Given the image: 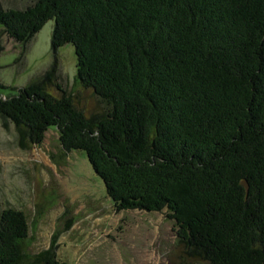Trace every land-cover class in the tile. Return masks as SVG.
Returning a JSON list of instances; mask_svg holds the SVG:
<instances>
[{
  "label": "trees",
  "instance_id": "1",
  "mask_svg": "<svg viewBox=\"0 0 264 264\" xmlns=\"http://www.w3.org/2000/svg\"><path fill=\"white\" fill-rule=\"evenodd\" d=\"M50 19L52 50L73 44L76 79L103 107L85 115L46 71L0 93L18 146L53 126L65 151H85L117 210L165 209L201 264H264V0L0 6V52L3 34L27 43ZM27 232L21 210H0V264H67L53 247L27 254Z\"/></svg>",
  "mask_w": 264,
  "mask_h": 264
},
{
  "label": "rangeland",
  "instance_id": "2",
  "mask_svg": "<svg viewBox=\"0 0 264 264\" xmlns=\"http://www.w3.org/2000/svg\"><path fill=\"white\" fill-rule=\"evenodd\" d=\"M34 0H0L2 8H23ZM54 21L48 20L27 43L2 36L1 94L53 70V82L70 94L87 116L103 104L90 87L76 79L72 43L53 51ZM52 93L58 90L51 84ZM0 118V210H21L28 232L22 241L27 254L53 247L67 264H201L189 257L176 236L173 219L161 211L117 210L84 150L65 151L51 126L43 141L29 148L17 143L12 123Z\"/></svg>",
  "mask_w": 264,
  "mask_h": 264
}]
</instances>
